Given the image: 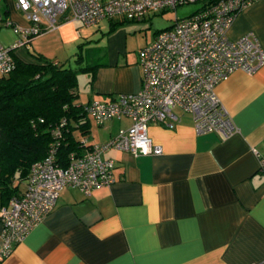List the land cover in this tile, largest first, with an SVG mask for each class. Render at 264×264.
<instances>
[{
  "label": "crops",
  "instance_id": "0c3cea01",
  "mask_svg": "<svg viewBox=\"0 0 264 264\" xmlns=\"http://www.w3.org/2000/svg\"><path fill=\"white\" fill-rule=\"evenodd\" d=\"M0 15L19 27L28 25L12 0H0ZM117 17L106 19V31L98 36L91 29L78 31L73 21H60L16 47L12 56L32 61L25 51L31 46L55 61L62 50L86 43L97 50L91 63L96 66L86 71V94L76 102L134 92L141 79L137 51L145 43L137 48L125 43L122 28L111 23L121 22ZM103 19L84 26L103 32ZM247 31L264 51V0L237 11L226 36L234 39ZM15 37L0 23L2 45ZM214 91L234 131L196 133L190 115L180 109L173 111L171 127L147 123L158 154L107 149L101 157L113 161V182L86 196L63 188L51 210L0 257V264H264V171L256 156L264 154V61L250 73L232 71ZM86 118V144L103 142L130 122L126 116L101 123ZM4 203L0 200V206Z\"/></svg>",
  "mask_w": 264,
  "mask_h": 264
},
{
  "label": "built area",
  "instance_id": "2783aa9c",
  "mask_svg": "<svg viewBox=\"0 0 264 264\" xmlns=\"http://www.w3.org/2000/svg\"><path fill=\"white\" fill-rule=\"evenodd\" d=\"M194 1L12 0L28 25L19 27L0 15V23L16 34L10 44L0 43V74L13 67L12 51L16 47L26 45L32 36L54 28L60 21L91 25L117 16L138 20L148 11L174 9ZM201 1L195 11L174 19L138 49V90L118 93L108 101L89 100L83 105L84 113L96 123L126 116L130 121L127 127L118 128L100 143L82 141L79 151L68 154L64 166L56 161L53 143L43 157L29 165L22 189L0 206V257L51 210L63 188H76L86 196L113 182V161L101 157L107 149L158 154L160 147L151 143L146 125L155 122L171 127L176 120L173 108L190 115L196 133L226 136L235 130L214 87L232 71L250 73L264 61V51L252 31L234 39L226 36L236 12L252 0ZM52 134H58L55 128ZM256 156L259 169L264 171V154Z\"/></svg>",
  "mask_w": 264,
  "mask_h": 264
},
{
  "label": "trees",
  "instance_id": "16d2710c",
  "mask_svg": "<svg viewBox=\"0 0 264 264\" xmlns=\"http://www.w3.org/2000/svg\"><path fill=\"white\" fill-rule=\"evenodd\" d=\"M31 55L28 62L13 57V67L0 74L1 202L19 191L29 165L44 156L50 143L56 161L64 166L68 154L80 150L88 129L83 105L76 102L75 75L77 71L91 72L96 65L71 69L37 53ZM54 128L57 135L52 134Z\"/></svg>",
  "mask_w": 264,
  "mask_h": 264
},
{
  "label": "rangeland",
  "instance_id": "374dc122",
  "mask_svg": "<svg viewBox=\"0 0 264 264\" xmlns=\"http://www.w3.org/2000/svg\"><path fill=\"white\" fill-rule=\"evenodd\" d=\"M202 4L201 0H196L194 2H188L181 5H177L174 9H165L160 12H150L144 13L143 17L138 20H123L121 22L116 21L117 23L113 24L116 25L115 28H122L125 34V43H130L132 48H137L141 43H149L152 41L155 32L168 27L172 24L173 20L176 18H182L193 11H195L200 5ZM119 18V17H117ZM116 18V19H117ZM107 18H104L99 22L100 28L101 25L104 27L102 30L103 32H99L96 25L94 26H84L77 21H73L74 25L78 28V31L86 32L93 30L94 32H98V35L103 34L107 27ZM115 19V18H113ZM11 21V19H9ZM27 23V22H25ZM105 30V31H104ZM37 35L32 36L33 39ZM91 36V35H90ZM94 38L96 36H93ZM42 40H47L41 38ZM56 43V42H55ZM131 48V47H129ZM33 48L30 46V50H25L27 53L32 54L34 53L32 50ZM24 51V52H25ZM96 51L95 49H88L86 47V43H82L80 48L77 45L71 49V51H63L60 53L58 58L55 60L59 64H62L65 67L71 69H78L79 66L83 65H90L93 61H96ZM76 54L79 55V62H76ZM52 60V59H51ZM89 72L86 71H77L76 73V91L78 93L77 99L82 100L86 94L84 88L87 85ZM76 99V100H77ZM180 111L177 108H173V111Z\"/></svg>",
  "mask_w": 264,
  "mask_h": 264
}]
</instances>
